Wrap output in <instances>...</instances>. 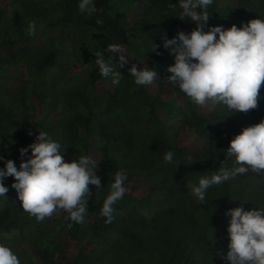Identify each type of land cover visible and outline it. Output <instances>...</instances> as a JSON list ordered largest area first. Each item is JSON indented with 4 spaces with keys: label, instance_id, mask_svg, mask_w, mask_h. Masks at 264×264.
I'll use <instances>...</instances> for the list:
<instances>
[{
    "label": "trees",
    "instance_id": "obj_1",
    "mask_svg": "<svg viewBox=\"0 0 264 264\" xmlns=\"http://www.w3.org/2000/svg\"><path fill=\"white\" fill-rule=\"evenodd\" d=\"M78 4L0 0V156L19 169L31 155L29 149L28 156L21 157L20 150L35 142L40 131L47 132L61 143L67 162L90 155L103 188L89 186L92 195L83 223L70 221L62 210L37 222L11 187L14 177H7L9 191L0 197V241L21 264H225L219 255L226 254L229 243L230 217L225 212L238 206L264 207V175L249 171L214 185L204 203L182 180L198 186L201 177L228 160L230 141L243 128L264 120V85L256 109L234 113L211 103L202 114L201 106L167 81L171 73L155 80L153 91L136 85L128 72L145 57L152 69L175 63L174 54L162 46L163 37L172 39L197 27L188 18L180 19L178 0L146 1L143 17L132 28L126 12L113 9L118 6L115 0H95L97 11L92 14L80 13ZM208 12L204 31L213 26L226 30L264 17V0H213ZM98 19L103 24H97ZM59 29L68 34L56 36ZM153 43L159 46L156 51ZM109 44L127 48L130 62L121 69L119 84L105 82L107 89L99 92V79H109L93 62L98 52L116 62L117 54L106 51ZM77 62L84 76L73 72ZM60 65L63 69L57 71ZM13 66L23 74L15 90L3 79ZM188 129L201 136L200 143L186 144L183 133ZM169 151L171 163L164 160ZM122 169L128 173L126 187L135 177L147 179L149 185L128 190L114 205L112 222L106 223L100 211Z\"/></svg>",
    "mask_w": 264,
    "mask_h": 264
},
{
    "label": "clouds",
    "instance_id": "obj_2",
    "mask_svg": "<svg viewBox=\"0 0 264 264\" xmlns=\"http://www.w3.org/2000/svg\"><path fill=\"white\" fill-rule=\"evenodd\" d=\"M115 1L118 6L113 9L125 11L128 28H132L143 17L144 4L149 0L135 1L130 6L126 1ZM231 1L226 0L229 3ZM212 4L213 0H178V6L182 10L180 19L188 18L196 22L197 27L190 33L181 31L172 39L163 37L162 46L174 54L175 63L168 69H152L148 67L150 62L145 57L135 62L136 64L133 63L128 72L134 77L136 85L146 86L153 91L156 87L155 80H159L162 74L166 76L168 72L171 73L167 81L201 106L202 114L208 113L211 103L223 105L234 113H247L258 107L260 89L264 85V17L242 23L239 27L233 24L225 30L223 26H213L204 31L210 16L208 8ZM78 7L82 14L97 11L95 0H79ZM131 13L136 15L137 20L134 22L130 19ZM97 24H103V20L98 19ZM29 29L31 32L35 31L34 22ZM58 33L62 37L68 34V30L59 29L56 36ZM158 47L153 43V51ZM125 49L118 44L107 46V52L117 54L115 63H107L103 53H96L97 59L93 64H97L100 74L109 79H99L98 85L109 81L113 84L120 83L123 75L121 69L130 62ZM61 61L63 63V57ZM76 64L81 65L79 62ZM16 69V66L11 67L3 77H6V87L12 90H15L23 76L22 73L17 74ZM62 69V65L57 67V71ZM84 72L82 76L86 74L85 69ZM13 78L15 79L10 84ZM163 92L165 93L164 89ZM187 131L194 130L188 129L183 133L188 146L201 142V136L194 132L199 139L195 144H190ZM64 151L58 140L47 132L40 131L35 142L20 150L21 157H28L22 160L19 169L13 160H5L0 156V160L4 161V167L0 168V197H5L9 191L4 183L5 179L14 177L11 187L17 191L23 210L35 217L37 222L62 210L69 214L70 221L83 223L87 201L92 195L89 186L94 185L98 190L103 188L101 178L96 174L98 164L90 155H79L67 162L64 160ZM226 156V161H231L232 166L227 167L226 161L223 162L216 172L201 177L198 186L182 180L200 203L206 201L208 189L214 185L223 184L249 171L264 175V120L243 128L230 141ZM164 160L171 163L173 153L167 152ZM127 180L126 170L116 172L111 190L100 211V215L106 218V223L112 222L114 205L124 198L128 190H140L149 185L147 179L135 177L126 187ZM134 181H137V185H133ZM225 215L230 217L227 228L229 243L226 254L219 253L225 264H264V207L245 210L243 206H238L226 210ZM68 226L71 228L72 224ZM0 264H21L18 255L2 241Z\"/></svg>",
    "mask_w": 264,
    "mask_h": 264
},
{
    "label": "rangeland",
    "instance_id": "obj_3",
    "mask_svg": "<svg viewBox=\"0 0 264 264\" xmlns=\"http://www.w3.org/2000/svg\"><path fill=\"white\" fill-rule=\"evenodd\" d=\"M123 1H126V2H127L126 4H127L128 6H130V5L133 4V2H132L131 0H123ZM130 19H131L132 22L136 21V20H137L136 15H135L134 13H131V14H130ZM106 62H107V63H112V58L109 59V60H106ZM96 67H98L97 64H96ZM73 72H74L75 74H78V75H83V74L85 73V72H84V68H83L81 65H79V64H76V65H75V67H74V69H73ZM14 79H15V78H13V79L10 81V84H12V82L14 81ZM103 85H104V84L101 83V84L99 85V87H98V90H101L102 87H103ZM186 135H187V137H188V141H189L190 144H195L196 141L199 139V138L195 135V133H194L193 131H187V132H186ZM133 185H137V181H134V182H133ZM4 239L8 240L9 238L4 237ZM12 239L15 240L16 237H15V236H12ZM7 243L12 244V241L9 240V241H7ZM12 245H14V244H12Z\"/></svg>",
    "mask_w": 264,
    "mask_h": 264
}]
</instances>
